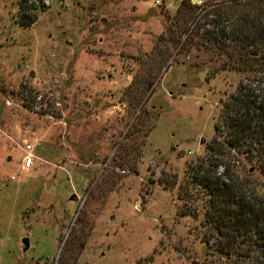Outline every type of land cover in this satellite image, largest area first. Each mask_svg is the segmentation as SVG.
<instances>
[{
  "label": "rangeland",
  "instance_id": "1",
  "mask_svg": "<svg viewBox=\"0 0 264 264\" xmlns=\"http://www.w3.org/2000/svg\"><path fill=\"white\" fill-rule=\"evenodd\" d=\"M19 1L0 0V264H251L205 247L186 167L238 74L206 77L215 50L169 43L179 0H24L26 26ZM154 74L130 106L131 78ZM232 169L264 197L254 164Z\"/></svg>",
  "mask_w": 264,
  "mask_h": 264
},
{
  "label": "trees",
  "instance_id": "2",
  "mask_svg": "<svg viewBox=\"0 0 264 264\" xmlns=\"http://www.w3.org/2000/svg\"><path fill=\"white\" fill-rule=\"evenodd\" d=\"M23 1H19L17 24L26 26L34 16L22 12L32 8ZM205 1L179 0L168 22L172 31L167 39L178 50L188 51L191 46L215 50L219 61L206 77L226 69L238 78L232 90L218 99L214 135L204 146L207 156L186 168L190 182L205 195L202 220L208 237L215 239L210 244L205 241L206 250L264 264V197L232 169L244 160L264 175V0ZM175 31L181 34L176 36ZM158 39L156 45L165 42L161 36ZM162 47L147 56H154L159 64L166 52ZM155 75L131 78L124 89L130 106L141 103Z\"/></svg>",
  "mask_w": 264,
  "mask_h": 264
},
{
  "label": "built area",
  "instance_id": "3",
  "mask_svg": "<svg viewBox=\"0 0 264 264\" xmlns=\"http://www.w3.org/2000/svg\"><path fill=\"white\" fill-rule=\"evenodd\" d=\"M190 3H192V0H188ZM154 4H159L160 3V0H153L152 1ZM31 150V147L29 144H25L24 146V149H23V162H22V167L25 168V167H28L29 163L31 162V159H32V155L30 154V151Z\"/></svg>",
  "mask_w": 264,
  "mask_h": 264
},
{
  "label": "water",
  "instance_id": "4",
  "mask_svg": "<svg viewBox=\"0 0 264 264\" xmlns=\"http://www.w3.org/2000/svg\"><path fill=\"white\" fill-rule=\"evenodd\" d=\"M73 197H74V194L71 193V194L68 196V199H71V198H73ZM20 243L22 244V248H21V250L24 251V250L27 248V246H28L27 238H26L25 236L22 237V238L20 239Z\"/></svg>",
  "mask_w": 264,
  "mask_h": 264
}]
</instances>
